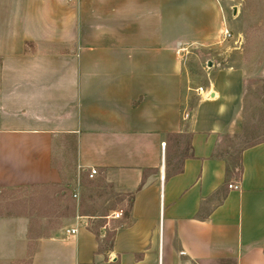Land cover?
Masks as SVG:
<instances>
[{
	"label": "crops",
	"instance_id": "0c3cea01",
	"mask_svg": "<svg viewBox=\"0 0 264 264\" xmlns=\"http://www.w3.org/2000/svg\"><path fill=\"white\" fill-rule=\"evenodd\" d=\"M223 29L220 0H0V194L64 192L51 234L0 213V264H264V139L231 173L220 146L238 97L192 89L182 59ZM60 136L79 170L129 198L121 218L67 189Z\"/></svg>",
	"mask_w": 264,
	"mask_h": 264
},
{
	"label": "rangeland",
	"instance_id": "374dc122",
	"mask_svg": "<svg viewBox=\"0 0 264 264\" xmlns=\"http://www.w3.org/2000/svg\"><path fill=\"white\" fill-rule=\"evenodd\" d=\"M220 1L224 7V29L230 31V36L221 35L210 43L190 46L182 59L192 89L211 87L213 82L223 90V96L231 100L238 97L237 130L225 134L220 146V152L228 157L230 172L238 174L241 150L264 139V0ZM54 164L61 169L70 193L73 186L80 185L78 200L84 211L104 214L110 209L128 207L129 198L113 193L107 185L99 187V182L79 170L73 138L60 136L56 140ZM53 190L41 186L4 190L0 194V213L32 215L37 220L31 226L34 234L47 235L63 229L64 192L59 195ZM106 239L108 245L111 236L108 234ZM29 263V259L19 262Z\"/></svg>",
	"mask_w": 264,
	"mask_h": 264
},
{
	"label": "built area",
	"instance_id": "2783aa9c",
	"mask_svg": "<svg viewBox=\"0 0 264 264\" xmlns=\"http://www.w3.org/2000/svg\"><path fill=\"white\" fill-rule=\"evenodd\" d=\"M222 35H224L225 37H228V36H230V31L227 29V28H225V29H223L222 30ZM199 91L201 92V93H204L205 91H204V89H203V87H200L199 88ZM205 94L208 96L209 94H208V92H205ZM94 174H96V170L94 169V168H92L91 169V173H90V176H93ZM229 187L230 188H235V189H238L240 186H239V184H229ZM78 191L76 190L74 193H73V196L74 197H78ZM123 216V211L122 210H118V211H115V212H113V214H112V217L113 218H121ZM66 233L67 234H76L77 233V228L76 227H73V228H67L66 229ZM183 253V252H182Z\"/></svg>",
	"mask_w": 264,
	"mask_h": 264
}]
</instances>
